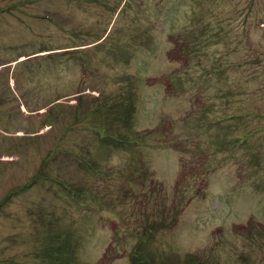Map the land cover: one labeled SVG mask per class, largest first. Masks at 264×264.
Masks as SVG:
<instances>
[{"label":"rangeland","instance_id":"374dc122","mask_svg":"<svg viewBox=\"0 0 264 264\" xmlns=\"http://www.w3.org/2000/svg\"><path fill=\"white\" fill-rule=\"evenodd\" d=\"M0 264H264V0H0Z\"/></svg>","mask_w":264,"mask_h":264},{"label":"trees","instance_id":"16d2710c","mask_svg":"<svg viewBox=\"0 0 264 264\" xmlns=\"http://www.w3.org/2000/svg\"><path fill=\"white\" fill-rule=\"evenodd\" d=\"M241 33H242V36H241L242 40L246 41V43H247V38L250 36L251 30L250 29H242ZM241 66H242V64H241Z\"/></svg>","mask_w":264,"mask_h":264}]
</instances>
